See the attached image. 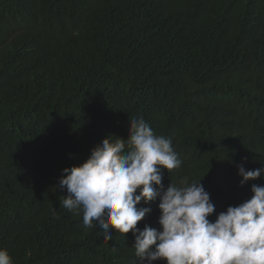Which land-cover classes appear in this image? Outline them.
I'll list each match as a JSON object with an SVG mask.
<instances>
[{
    "label": "trees",
    "instance_id": "1",
    "mask_svg": "<svg viewBox=\"0 0 264 264\" xmlns=\"http://www.w3.org/2000/svg\"><path fill=\"white\" fill-rule=\"evenodd\" d=\"M135 116L182 161L164 190L201 180L212 222L250 199L264 175L241 186L237 166L264 167V0H0V248L14 264H139L131 232L104 240L57 188ZM159 203L138 205V228H160Z\"/></svg>",
    "mask_w": 264,
    "mask_h": 264
},
{
    "label": "clouds",
    "instance_id": "2",
    "mask_svg": "<svg viewBox=\"0 0 264 264\" xmlns=\"http://www.w3.org/2000/svg\"><path fill=\"white\" fill-rule=\"evenodd\" d=\"M129 125L126 140L110 134L85 162L62 170L57 185L67 191L62 206L82 211L84 226H98L104 240L111 241L113 232H131L139 264H264V185L253 184L250 199L228 206L212 222L215 205L201 180L184 177L164 190L163 170L182 164L171 139L157 136L143 116ZM237 168L241 186L264 175V167ZM158 197L160 228L145 224L141 230L138 222L151 208L138 205ZM0 264H14L6 249L0 248Z\"/></svg>",
    "mask_w": 264,
    "mask_h": 264
}]
</instances>
